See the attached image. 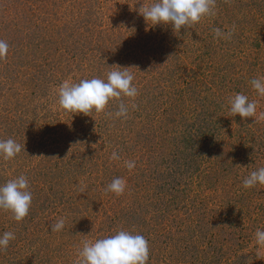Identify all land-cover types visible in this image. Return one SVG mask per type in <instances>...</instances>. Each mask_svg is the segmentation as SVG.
<instances>
[{
  "label": "rangeland",
  "instance_id": "374dc122",
  "mask_svg": "<svg viewBox=\"0 0 264 264\" xmlns=\"http://www.w3.org/2000/svg\"><path fill=\"white\" fill-rule=\"evenodd\" d=\"M152 2L0 0V139L25 145L0 158V184L24 175L32 192L23 221L0 210V234L16 235L0 264H78L83 240L120 229L148 240V264H264V185L242 186L264 167V97L249 83L264 76V0H216L186 31L147 23L139 8ZM233 26L230 40L214 38ZM113 65L134 67L127 119L60 107L64 81L106 78ZM236 93L257 101L255 116H233ZM116 177L121 195L105 191Z\"/></svg>",
  "mask_w": 264,
  "mask_h": 264
},
{
  "label": "clouds",
  "instance_id": "9594fccd",
  "mask_svg": "<svg viewBox=\"0 0 264 264\" xmlns=\"http://www.w3.org/2000/svg\"><path fill=\"white\" fill-rule=\"evenodd\" d=\"M216 0H153L152 3L142 4L139 14L152 26L171 25L174 31H185L199 23L202 19L215 15ZM234 26L225 32L220 28H213L214 38L230 40L234 33ZM134 31V30H130ZM9 53V44L0 39V59H5ZM106 78L92 77L80 79L78 83L64 81L58 89V103L66 112L73 114L105 113L108 117L127 119L128 105L122 100H133L138 96V89L133 83L135 77L132 72L134 67L113 65L109 67ZM250 86L257 96L264 97V76L258 75L252 78ZM118 101V110L115 113H107L106 108L110 101ZM229 111L233 116L242 119L256 115L257 101L250 100L244 93H236L229 98ZM132 107H135L133 104ZM25 151V145L15 139H0V158L11 160L21 151ZM110 159L121 160L117 151H113ZM124 166L129 170L136 167L134 160H124ZM240 167V166H237ZM245 168V167H242ZM264 185V167L249 172L242 181L245 189ZM127 187L126 179L114 178L105 191L121 195ZM32 192L29 180L20 175L0 184V210L11 213L16 222L23 221L30 210ZM66 219L59 218L51 225L52 232H61L65 229ZM257 245L264 246V230L257 229L255 234ZM16 239L13 231H5L0 234V251L9 247L11 241ZM150 249L148 240L139 233L126 229L117 230L114 234L104 236L95 241L83 240L82 247L78 251V264H148Z\"/></svg>",
  "mask_w": 264,
  "mask_h": 264
}]
</instances>
